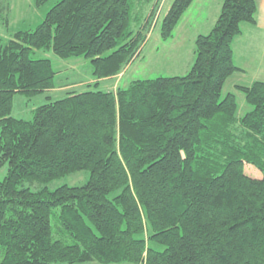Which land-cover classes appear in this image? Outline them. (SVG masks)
<instances>
[{"label": "trees", "instance_id": "trees-1", "mask_svg": "<svg viewBox=\"0 0 264 264\" xmlns=\"http://www.w3.org/2000/svg\"><path fill=\"white\" fill-rule=\"evenodd\" d=\"M194 1L175 0L164 40ZM134 5L62 0L35 30L0 37V264H264V81L238 86L253 107L242 118L235 94L223 97L257 0H222L185 76L70 91L33 120L11 116L15 95L56 88L58 72L32 59L37 50L90 60L95 85L123 72L153 25L149 15L133 29ZM81 171L83 186L42 187Z\"/></svg>", "mask_w": 264, "mask_h": 264}, {"label": "rangeland", "instance_id": "rangeland-1", "mask_svg": "<svg viewBox=\"0 0 264 264\" xmlns=\"http://www.w3.org/2000/svg\"><path fill=\"white\" fill-rule=\"evenodd\" d=\"M61 1L48 0L44 4L38 5L37 0H0V37L10 39L16 32L35 30L45 20L49 11ZM133 1L135 3L132 14L134 30H138V26H140L138 25L139 22L144 25L148 20V16L153 15V25L146 31V42L141 49L139 57L134 62L119 75L100 80L98 82L99 85H95L98 80L94 79L90 60L84 58L63 60L52 51L37 50L31 55L32 59H50L55 70L58 72L56 88L52 92H44L33 97L23 94L15 95L11 116L27 121L33 120L34 111L37 108L66 98L70 91L78 93L84 91L115 92L119 88H127L136 80L172 78L187 75V68L190 60L194 58V50H196L195 43L191 42V34L197 33L198 29L201 28L203 21L200 19V16L194 17L191 14L192 12H190L189 15H191L192 19H183L180 22L181 24H178L180 25L178 32L175 31L172 38L164 40L161 36L162 23L175 0ZM5 7H9L8 25L5 24L6 12L3 11ZM200 12V10L195 9L193 10V15ZM136 13L140 15L137 21L134 20ZM233 75L224 86L223 97L229 93L235 94L238 103L237 117L242 118L252 111L253 107L247 103L245 95L238 88L235 90V86H251L255 80L252 79L253 77H243L237 73ZM7 169L8 167H5L0 170L1 179L6 175ZM245 173L252 178H262V173L252 165H245ZM89 179L90 173L88 171H81L54 180L42 185V187L46 186L50 190H55L64 185L80 187L85 185ZM48 219L49 232L52 234L51 227L54 223H51L50 217ZM80 264L101 263L87 262Z\"/></svg>", "mask_w": 264, "mask_h": 264}, {"label": "crops", "instance_id": "crops-1", "mask_svg": "<svg viewBox=\"0 0 264 264\" xmlns=\"http://www.w3.org/2000/svg\"><path fill=\"white\" fill-rule=\"evenodd\" d=\"M257 5L258 10L256 23H245L242 25V34L235 39L233 47L234 64L240 69L236 73L242 75L243 77H253L252 79L255 80L254 82L262 81L264 79V0H257ZM195 9H198L201 12L198 14L194 13L193 15V10ZM221 9L222 0H195L193 2L180 21L182 22L183 19L187 20L188 18L192 19V17H190L191 15H189L190 12H192L191 14L194 17L200 16V19L203 21L201 28L198 29V32L191 34V42L195 43V40L199 35H205L211 32L218 20ZM179 28L180 25L176 27L175 31L178 32ZM194 60L195 50L194 58L190 60L187 68L188 72L194 63ZM238 86L247 85H236L235 90H237ZM52 91L53 90L47 92Z\"/></svg>", "mask_w": 264, "mask_h": 264}]
</instances>
